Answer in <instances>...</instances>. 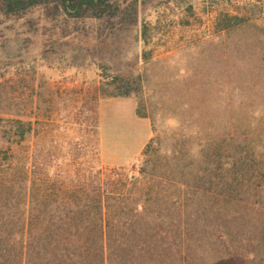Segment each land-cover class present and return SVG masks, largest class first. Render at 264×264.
<instances>
[{
    "label": "trees",
    "instance_id": "trees-1",
    "mask_svg": "<svg viewBox=\"0 0 264 264\" xmlns=\"http://www.w3.org/2000/svg\"><path fill=\"white\" fill-rule=\"evenodd\" d=\"M198 4L205 14L222 9L220 38L263 57L249 77L246 66L232 67L238 113L228 131L213 133L214 116L202 115L198 159L184 161L175 149L172 161H144L138 171L109 168L100 161L99 119L91 110L96 161L51 167L38 160V144L30 161L33 128L46 118L34 124L24 114L27 75L34 102L41 101L42 68L81 70L87 63L101 73L100 98L136 96L140 76L124 78L116 69L121 45L134 35L138 41L141 30L149 47L147 19L193 17ZM263 13L264 0H0L1 18L23 22L16 51L9 29L0 31V264H264ZM11 72L18 81L7 78ZM217 243L231 244L232 252L220 254ZM207 251L219 261L206 263Z\"/></svg>",
    "mask_w": 264,
    "mask_h": 264
},
{
    "label": "rangeland",
    "instance_id": "rangeland-1",
    "mask_svg": "<svg viewBox=\"0 0 264 264\" xmlns=\"http://www.w3.org/2000/svg\"><path fill=\"white\" fill-rule=\"evenodd\" d=\"M197 8L193 17L168 16L161 20L157 18L148 20L147 16L150 13L147 10L145 15L141 16V20L147 19L153 27L149 35L153 40H150L149 47H144L141 30L138 41L135 35L130 36L128 43L120 47L121 54L116 59V69L121 71L124 78L140 76L141 79L138 81L139 94L127 98L135 101L136 113L146 115L150 122L152 138L148 144L152 139L160 138L159 143L153 144L149 154L144 157L143 153L148 144L146 145L138 161L126 167L130 170L138 171L144 161H172L175 149L182 151L184 161L198 159L205 133L201 116L206 114L214 116L217 124L211 131L217 134L228 131L232 124L231 119L238 113L235 110L237 100L234 84L239 80L232 67H235L237 72L246 66L245 73L249 77L260 65L261 61L258 60L263 58L256 53L238 52L236 47L231 46L232 38L226 42L224 41L226 37H219L224 34L215 29V21L222 9L215 8L205 14L201 5L198 4ZM261 17L264 19V13ZM0 23H3L0 31L9 29V37L13 39L11 51H16L22 45L23 38H17L16 33L21 32L23 22L0 17ZM35 47L29 50L28 56L33 54ZM29 63L27 61V64L22 66L28 70L26 72L28 74L31 72ZM59 70L41 69L43 73L42 77H39L43 86L40 90L41 101L32 100L33 79L30 75H27L24 82L26 87L24 114L31 118L34 124L37 117L46 118L43 127L33 128L28 144L30 161H35L37 154L35 148L38 144L40 147L38 160L50 164L51 167L73 161L90 165L96 161L92 151L94 130L88 126L94 117L92 111L97 112L100 134V109L107 108L103 130L111 148L114 129L119 128L121 133L125 134L132 125V119L129 118L130 108L124 107L121 113L117 111V107L109 108L107 104L108 100L120 97L100 98L98 90L103 80L95 66L87 63L81 70ZM225 72H228V77L224 75ZM7 78L11 81L17 80L16 76L12 78V72ZM74 120H78L81 126H72ZM36 130H39V135H36ZM190 135L192 137L188 138ZM118 139L119 137H116V140ZM100 161L104 167H109L103 164L101 158ZM131 161L128 159L123 162L129 164ZM51 171L53 173L54 168ZM223 246L217 243L215 249L221 250L222 255L232 252L231 244ZM207 252L210 256L206 258V263L219 261V255Z\"/></svg>",
    "mask_w": 264,
    "mask_h": 264
},
{
    "label": "crops",
    "instance_id": "crops-1",
    "mask_svg": "<svg viewBox=\"0 0 264 264\" xmlns=\"http://www.w3.org/2000/svg\"><path fill=\"white\" fill-rule=\"evenodd\" d=\"M130 102V103H129ZM108 107H117V111L121 112L124 107L130 108L129 118L132 119V125L128 128V133H121V129L116 128L114 141H112L111 148L109 141L105 138L103 130V121L106 115L105 108L100 109V147H101V160L104 165L109 168H126L133 165L138 161V157L152 138V129L150 122L146 118H141L136 113V103L131 98H120L108 100ZM107 109V108H106ZM117 112V113H118ZM122 113V112H121ZM118 115H120L118 113ZM125 135V137H124ZM116 137H119L116 140ZM112 151V152H110ZM132 161L129 164H124L123 161ZM113 161V162H110Z\"/></svg>",
    "mask_w": 264,
    "mask_h": 264
}]
</instances>
